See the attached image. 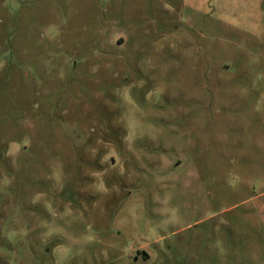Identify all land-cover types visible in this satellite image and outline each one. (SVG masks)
Segmentation results:
<instances>
[{"label":"rangeland","instance_id":"obj_1","mask_svg":"<svg viewBox=\"0 0 264 264\" xmlns=\"http://www.w3.org/2000/svg\"><path fill=\"white\" fill-rule=\"evenodd\" d=\"M0 264H264V0H0Z\"/></svg>","mask_w":264,"mask_h":264}]
</instances>
